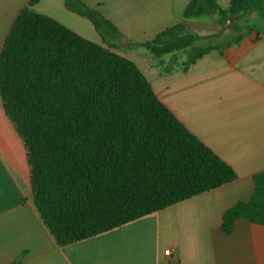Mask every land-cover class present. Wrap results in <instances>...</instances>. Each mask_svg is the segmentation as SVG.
Returning <instances> with one entry per match:
<instances>
[{
  "label": "trees",
  "instance_id": "trees-1",
  "mask_svg": "<svg viewBox=\"0 0 264 264\" xmlns=\"http://www.w3.org/2000/svg\"><path fill=\"white\" fill-rule=\"evenodd\" d=\"M27 5L0 54V134L29 179L33 206L60 248L108 233L238 178L159 99L144 73L112 42L91 41ZM66 8L115 39L116 29L81 0ZM264 19V0H192L185 20L214 17L230 45ZM234 20L228 26L229 19ZM212 38V37H211ZM177 25L138 44L154 59L189 51L188 65L220 50ZM254 193L222 218L264 226V171ZM24 254L12 264H20Z\"/></svg>",
  "mask_w": 264,
  "mask_h": 264
},
{
  "label": "crops",
  "instance_id": "crops-1",
  "mask_svg": "<svg viewBox=\"0 0 264 264\" xmlns=\"http://www.w3.org/2000/svg\"><path fill=\"white\" fill-rule=\"evenodd\" d=\"M32 1L0 0V54L15 20ZM81 1L116 29L117 46L140 50L117 52L136 64L163 104L238 178L60 248L33 206L23 166L0 134V264H12L22 254L20 264H264V226L238 221L231 234L222 230L225 212L251 198L254 176L264 171V28L229 46V31L221 33L214 17L183 18L192 0ZM218 1L228 8L231 0ZM34 9L85 38L86 30L95 29L69 11L65 0H38ZM177 25L200 36L194 48L214 45L220 50L190 66L189 51L185 58L176 53L159 60L142 53L138 44ZM3 115L0 100V118Z\"/></svg>",
  "mask_w": 264,
  "mask_h": 264
},
{
  "label": "rangeland",
  "instance_id": "rangeland-1",
  "mask_svg": "<svg viewBox=\"0 0 264 264\" xmlns=\"http://www.w3.org/2000/svg\"><path fill=\"white\" fill-rule=\"evenodd\" d=\"M234 23L235 22H234L233 19L229 20L228 21V26H232ZM245 24L248 27L247 30H252V29L254 31L260 30V29L264 28V19L262 17H260V16H256V18H255L253 15H250V16L247 17V22ZM94 30H86L85 31L86 38L94 40L95 42H101V44H104V42H112V43L115 42L114 41L115 39L110 37L107 32L99 31L96 28ZM228 31H229L228 33L231 34V29H229ZM151 41L152 40H148L147 42H151ZM147 42H145V43H147ZM116 51H118L120 53H124V54H129L130 52H133V53L137 54L138 52H140V50H136V49H134L132 47H129V46L127 47V46H124L122 44L120 46H118V49H116ZM142 51H143L142 53L146 54L149 57H152L148 50L142 49ZM176 55H178L179 58L180 57L185 58L187 56V51L179 52Z\"/></svg>",
  "mask_w": 264,
  "mask_h": 264
},
{
  "label": "water",
  "instance_id": "water-1",
  "mask_svg": "<svg viewBox=\"0 0 264 264\" xmlns=\"http://www.w3.org/2000/svg\"><path fill=\"white\" fill-rule=\"evenodd\" d=\"M230 20H232V18H230Z\"/></svg>",
  "mask_w": 264,
  "mask_h": 264
}]
</instances>
